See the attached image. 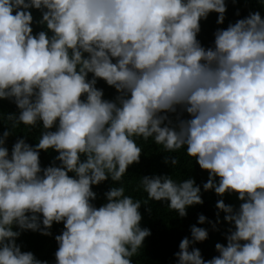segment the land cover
<instances>
[{"label":"clouds","instance_id":"clouds-1","mask_svg":"<svg viewBox=\"0 0 264 264\" xmlns=\"http://www.w3.org/2000/svg\"><path fill=\"white\" fill-rule=\"evenodd\" d=\"M226 11V0H0V99L19 109L0 134V264H50L17 238L51 236L60 222L53 264H134L151 235L142 204L167 201L185 217L204 202L194 178L167 174L141 177L143 202L126 194L123 178L143 152L137 141L150 138L207 170L204 190L241 201L216 203L233 225L218 256L206 260L194 247L209 232L193 224L175 264H264V17L255 11L219 28L204 47L200 21L216 12L223 24ZM33 23L46 30L34 34ZM98 79L117 90L114 99ZM19 124L42 126L38 142L19 137L9 153ZM41 150L58 153L47 167ZM109 178L118 186L97 207L92 186ZM198 221L215 227L202 213Z\"/></svg>","mask_w":264,"mask_h":264},{"label":"trees","instance_id":"trees-1","mask_svg":"<svg viewBox=\"0 0 264 264\" xmlns=\"http://www.w3.org/2000/svg\"><path fill=\"white\" fill-rule=\"evenodd\" d=\"M227 11L223 24H218V13L211 12L207 19L201 20V31L197 38L206 48L214 47L215 32L219 28H227L230 23H235L238 19L247 17L251 12L259 11L264 17V4L261 0H226ZM34 21L39 20L42 16L40 10L31 9ZM34 34L41 30H46V26L33 23ZM92 74L89 73V79ZM97 87L104 90V98L114 99L117 90L110 86L103 79H98ZM17 105L8 99H0V134L9 127L11 121L7 119L9 113H18ZM175 121L177 114H170ZM184 118H189L188 113L183 114ZM42 126L29 128L23 124H19L12 129L13 134L8 138L7 147L9 153L17 138L24 137L27 142L35 145L38 142ZM137 143L142 147L143 152L139 163H134L129 166L128 172L123 178V185L126 189V194L133 196L135 199H140L142 202L147 200V193L139 187V181L142 176L154 175H172L177 181L194 178L196 183L201 187V195L203 204H194L187 208V215L180 217L174 210L168 208L167 201H149L148 204L141 206V226L151 229V235L146 237L142 248H140L132 259L134 264H175V252L179 251V243L185 237L191 238V225L196 224L199 227L208 229L209 236L203 242H197L194 247L201 250L204 259L208 260L214 256H218L219 252L215 248L217 242L227 244L226 233L233 227L224 219L225 212L216 207L219 199H223L226 204L234 205L239 208L241 201L238 199L237 193H225L223 197L217 195L214 190H204L203 184L209 179V172L202 169L198 162L193 157L187 155L185 149H180L177 152H164L162 146L156 145L150 138L148 141L142 139ZM58 155L55 150L40 152V161L42 167H47L53 163L54 158ZM166 157L169 161L172 157H178L179 164L172 165L166 162ZM83 158V157H82ZM59 164V161H56ZM74 175V173H69ZM219 178L217 177V182ZM119 182H113L111 178L102 182L99 185H93V190L97 193V198L93 203L99 207L106 203L105 192L114 185L118 186ZM151 208L149 213L148 209ZM204 214L208 220L215 223L200 224L198 216ZM219 213V215H217ZM14 230H19L14 226ZM64 230V223H54L51 228L52 235L46 236L40 232L26 230L22 231L17 238V243L21 245L22 251H31L38 259L48 260L50 264L55 261V252L58 248V243L55 236Z\"/></svg>","mask_w":264,"mask_h":264}]
</instances>
